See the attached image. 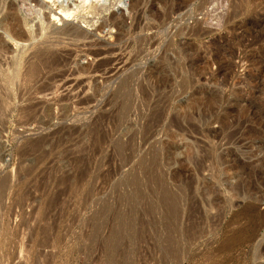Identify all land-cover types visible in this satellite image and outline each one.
I'll return each instance as SVG.
<instances>
[{"label": "rangeland", "instance_id": "374dc122", "mask_svg": "<svg viewBox=\"0 0 264 264\" xmlns=\"http://www.w3.org/2000/svg\"><path fill=\"white\" fill-rule=\"evenodd\" d=\"M105 1L94 27L68 25L118 47L109 79L82 54L46 69L36 52L67 22L1 0L0 264H264V0H139L138 32L132 0Z\"/></svg>", "mask_w": 264, "mask_h": 264}, {"label": "bare ground", "instance_id": "6f19581e", "mask_svg": "<svg viewBox=\"0 0 264 264\" xmlns=\"http://www.w3.org/2000/svg\"><path fill=\"white\" fill-rule=\"evenodd\" d=\"M121 1V0H120ZM39 3L40 0H33V3ZM48 3H52L54 5L55 8H53L54 10H52V17H53V20H58V21H66L67 22V26L65 29H61L62 32L60 33V35L63 36V38L65 37L67 40L71 41V44L69 45L70 47H68V45L65 43V41L58 37H62V36H58L57 39L54 38V36H52L53 38H50L51 40L47 39V41H43L42 43V47L41 49L43 51H38L36 52V58L39 60L40 59V63H42L46 69H49V71H52V70H59V72L61 71L60 69L61 68H64L68 65H70V62H72L73 59H75L76 57H78V55L82 54L84 56H87V57H91L93 56L94 60L90 59L91 61H95V63H92L91 64V61H90V67H88V69L86 67H83L86 69L87 71V74L90 75L89 73L93 72L94 73H98L100 74V76H106L108 78V76H110L111 74L115 75L119 70V65L124 63V56L120 54L117 55L118 53H116L118 50V47L117 46H108V44H106V42H104V39H106V37L104 39H102L100 37V39L98 40H93L94 39V36L96 35L94 32H90L88 30H85L83 28H81L80 26H77L74 25L72 23V25H68L69 21L71 22V20H79L81 23H84L87 27L91 28V27H94L95 24H91V20L90 19V15H92V18L93 16H101L105 13V12H108L109 11V8L108 6L106 5V1L105 0H47ZM123 2V1H122ZM132 2V4H131ZM130 2L131 6H130V15H131V18L133 20V22L135 23V31L140 29L141 28V18H142V15L144 14V10H142V6L139 2V0H132ZM143 2V1H142ZM0 3H1V0H0ZM10 3V2H9ZM12 3V2H11ZM27 3V2H26ZM121 3V2H120ZM3 4H4V1H3ZM13 4V3H12ZM19 4V3H18ZM25 4V3H24ZM9 5V4H8ZM14 5V4H13ZM37 5V4H36ZM40 5V4H39ZM115 5V4H114ZM24 6V5H23ZM33 6V5H32ZM118 6V5H117ZM8 7H11V6H8ZM15 7V6H14ZM33 8V7H32ZM37 8V7H35ZM43 8V7H42ZM12 9V8H10ZM15 8H14V16L12 15V18H13V22H11V25H10V28H8V30H10L13 34V37L15 36L16 38H18L20 41L27 38L26 36V33H24V31L22 30V23H21V19L18 18L19 14H17L16 12V16L15 17ZM18 11V10H17ZM40 11V9H39ZM57 11V12H56ZM37 12V11H36ZM5 13V12H4ZM35 13V12H34ZM32 12V14H34ZM9 14V13H8ZM110 14V13H109ZM10 15V16H11ZM127 15V14H126ZM129 15V17H130ZM40 16V15H39ZM38 16V17H39ZM42 16V15H41ZM111 18L109 20V23L107 22L106 24L110 25L111 27H115V28H118V32L116 31V33H118V35L116 34L115 36H117L115 39H116V42H118V44L120 43H128V41H124V38L127 36L128 33H130V28L132 26H130L129 28V25L127 26L126 25V22H125V17L122 16L120 17L119 15L117 14H112L110 15ZM44 17V16H43ZM48 17V16H47ZM10 17L8 16L7 19H9ZM49 18V17H48ZM40 19V18H39ZM45 19V18H44ZM105 19H108V18H105ZM10 20V19H9ZM8 20V22H9ZM96 19L94 18V22ZM7 21V20H5ZM11 21V20H10ZM43 21V20H42ZM49 21V20H47ZM46 21V22H47ZM130 21V20H129ZM4 22V21H3ZM56 22V21H55ZM105 22V21H104ZM132 22V23H133ZM10 23V22H9ZM42 23V22H41ZM52 23V22H51ZM60 23V22H59ZM131 23V21L129 22V24ZM49 24V22H48ZM66 23L62 24V25H65ZM71 24V23H70ZM98 24V23H96ZM61 25V24H60ZM133 25V24H132ZM8 26V25H7ZM39 26V25H38ZM56 26V25H55ZM66 26V25H65ZM84 26V25H83ZM25 27V26H24ZM64 27V26H62ZM85 27V26H84ZM134 27V26H133ZM36 28V27H35ZM105 28V25L101 23V25L98 24V26H96V31L95 32H98V33H102V31L104 30ZM110 28V27H109ZM45 29V28H44ZM58 29V28H57ZM134 29V28H133ZM132 29V30H133ZM145 29V28H144ZM34 30V29H33ZM59 30V29H58ZM113 30V29H112ZM115 30V29H114ZM146 30V29H145ZM4 31V30H3ZM27 31V30H26ZM50 31V30H49ZM56 31V30H55ZM60 31V30H59ZM110 31V30H109ZM142 33H143V30H141ZM148 31V29H147ZM138 32V31H136ZM140 32V31H139ZM108 33V32H107ZM115 33V32H114ZM134 35H135V32H133ZM41 34V33H40ZM105 34V33H104ZM138 34V33H137ZM136 34V35H137ZM141 34V33H140ZM35 35V34H34ZM48 35V34H47ZM114 35V34H113ZM130 35V34H128ZM10 36V35H9ZM107 36V35H106ZM111 36V35H109ZM114 36V37H115ZM7 37V36H6ZM46 37V36H45ZM108 37V36H107ZM128 37V36H127ZM136 37V36H134ZM11 38V36H10ZM39 38V37H38ZM49 38V37H47ZM96 38V36H95ZM16 39V40H18ZM28 39V38H27ZM65 39V40H66ZM97 39V38H96ZM109 39V38H108ZM12 40V39H11ZM64 43L67 45L66 47H63V41ZM112 40H113V37H112ZM14 41V39H13ZM26 41V40H25ZM115 41V40H114ZM15 42V41H14ZM18 42V41H17ZM2 43V42H0ZM68 43V42H67ZM108 43V42H107ZM62 44V45H61ZM115 44V42H114ZM117 44V43H116ZM127 45V44H126ZM3 46V44H2ZM73 47V48H72ZM11 48V47H10ZM121 48V47H120ZM1 49V48H0ZM10 50V49H8ZM12 51V50H11ZM5 54V53H4ZM3 55V54H2ZM31 55V54H30ZM35 55V54H33ZM81 55V56H82ZM80 56V57H81ZM27 57V56H26ZM86 57V58H87ZM15 58V57H14ZM35 58V59H36ZM85 58V59H86ZM33 59V57H32ZM100 59V60H99ZM34 60V59H33ZM81 60V59H80ZM29 61V60H28ZM36 61V60H35ZM27 62V61H26ZM32 62V61H31ZM38 62V61H37ZM74 62V61H73ZM7 63V61H6ZM35 64V62H32L30 64ZM39 63V62H38ZM36 63V68L37 67H40L42 66V64H38ZM22 64V63H21ZM24 64V63H23ZM27 64V63H26ZM29 64V63H28ZM34 64H33V67L31 66V68H27L30 69L27 73L23 71V74L26 73V76L28 74H30V76L32 74H36V68H34ZM40 65V66H37ZM73 64V63H72ZM71 64V65H72ZM11 65V64H10ZM2 66V65H1ZM6 66V65H5ZM25 66V65H24ZM23 66V67H24ZM30 66V65H29ZM88 66H89V63H88ZM4 67V66H3ZM8 67V66H7ZM43 67V66H42ZM119 67V68H118ZM10 68V67H9ZM118 68V70H117ZM26 69V68H25ZM26 69V70H28ZM42 68H40L39 70L41 71ZM44 70H46L45 68H43ZM122 69V68H121ZM120 69V70H121ZM9 70V69H8ZM44 70H42L44 72ZM80 71H78V69L75 71V68L73 70H70V69H64L63 72H61L60 75H54V77L56 76L57 79H64L63 81V88L65 90H69L71 88V83L74 81L76 83H78V86H81V85H84L83 83L81 82H77V77L80 78L81 75L85 72V70L83 69H79ZM90 70V71H88ZM119 70V71H120ZM5 71V70H4ZM16 71V70H15ZM22 71V70H21ZM20 71V72H21ZM38 71V70H37ZM38 71V72H40ZM48 70H46L47 72ZM1 72V71H0ZM17 72H19L17 70ZM15 72V73H17ZM41 72V74L43 73ZM46 72L44 74H46ZM22 73V72H21ZM52 73V72H51ZM50 73V74H51ZM58 73V72H57ZM115 73V74H114ZM9 74V73H8ZM92 74V73H91ZM25 75V74H24ZM39 75V74H38ZM37 75V76H38ZM48 75V74H46ZM80 75V76H79ZM86 75V74H84ZM83 75V76H84ZM9 76V75H8ZM26 76L25 79H26ZM32 76H36V75H32ZM41 76V75H40ZM40 76H38L40 78ZM51 76V75H50ZM95 76V75H94ZM23 77V78H24ZM29 77V76H28ZM27 77V78H28ZM49 77V76H48ZM85 77V76H84ZM92 77V76H91ZM113 78V76H111ZM110 77V78H111ZM30 78H33V77H30ZM29 78V79H30ZM36 78V77H35ZM33 78V80L35 79ZM44 78V76H43ZM42 78V79H43ZM51 78L53 77H50V80H52ZM83 78V77H81ZM87 78V77H86ZM85 78V79H86ZM90 78V77H89ZM88 78V79H89ZM46 79V78H45ZM49 80V78H47ZM84 79V80H85ZM103 79V78H102ZM109 79V78H108ZM47 80V81H48ZM73 80V81H72ZM79 80V79H78ZM105 80V79H104ZM31 82V80H28ZM41 81V79H40ZM55 81V82H54ZM61 81V80H59ZM81 81V80H80ZM83 81V80H82ZM89 81V80H88ZM27 82V81H26ZM35 82H36V79H35ZM85 83V81H83ZM53 83L57 84L56 83V80L53 79ZM53 84V86L55 85ZM75 84V83H74ZM86 84V83H85ZM52 86V87H53ZM58 86V85H57ZM74 86V85H73ZM86 86V85H85ZM83 87V86H81ZM54 88V87H53ZM63 89V90H64ZM80 89V88H78ZM84 89V88H83ZM82 89V90H83ZM47 90V89H46ZM46 90H44L46 92ZM53 90V89H52ZM51 91V90H50ZM75 91L77 92V90L75 89ZM42 92V91H41ZM52 92V91H51ZM56 92V91H55ZM63 92V91H62ZM65 92V91H64ZM75 94H79V93H76ZM50 93V92H49ZM53 93V92H52ZM81 93V92H80ZM56 94V93H55ZM59 94V93H58ZM62 95V93H60ZM72 96V94H70ZM76 95V96H77ZM40 96V95H39ZM59 96V95H57ZM68 96V95H67ZM65 96V97H67ZM75 96V95H74ZM79 96V95H78ZM54 97V96H53ZM62 97V96H61ZM46 98V97H45ZM55 98V97H54ZM71 98V97H70ZM77 98V97H76ZM41 99V98H40ZM63 100H65L64 98H62ZM72 99V98H71ZM60 100V99H59ZM62 100V102H63ZM70 100V99H69ZM45 101V100H44ZM46 102V101H45ZM70 102V101H69ZM66 106H68L66 104ZM51 110V109H50ZM36 113V112H35ZM44 113V112H43ZM32 115V114H31ZM41 117V116H40ZM48 117V116H47ZM27 120V119H26ZM25 120V122L27 123V121ZM43 120V119H42ZM24 121V120H23ZM41 121V120H40ZM44 121V120H43ZM30 122V121H29ZM25 123V124H26ZM29 125V124H28Z\"/></svg>", "mask_w": 264, "mask_h": 264}]
</instances>
